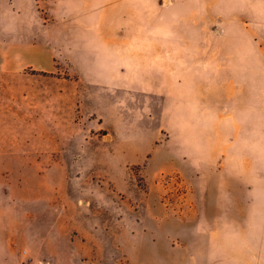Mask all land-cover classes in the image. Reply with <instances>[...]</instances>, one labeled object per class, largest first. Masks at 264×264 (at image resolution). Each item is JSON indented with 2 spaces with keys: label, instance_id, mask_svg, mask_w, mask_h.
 Returning a JSON list of instances; mask_svg holds the SVG:
<instances>
[{
  "label": "rangeland",
  "instance_id": "374dc122",
  "mask_svg": "<svg viewBox=\"0 0 264 264\" xmlns=\"http://www.w3.org/2000/svg\"><path fill=\"white\" fill-rule=\"evenodd\" d=\"M118 1L119 16L103 19L118 44L98 53L103 59L126 57V28H135L133 59L141 65L108 69L122 79L91 80L82 57L75 66L81 77L60 65L50 77L31 81L29 75L35 72L27 69L19 80L1 87L0 109L5 110L7 129L0 132V139L6 153L21 141L22 154L38 159L5 164V186L28 192L21 195L29 209L26 213L43 223L108 218L107 208L114 199L119 219L207 218L216 213L264 218V210L209 211L213 202H249L246 189L253 181L260 191L255 200L264 204V78L256 91L249 83L244 90L235 84L230 91L235 88L234 97L231 93L223 104L221 97L209 102V86L221 90V84L209 82V59L230 62L237 53L232 46L240 42L245 45L240 53L247 60H264V0H149V6L135 2L134 10H148L149 18L134 19L121 18L130 9V0ZM106 10L109 7L102 9ZM145 27L150 28V44L143 47L148 39L141 34ZM163 59L168 65H153ZM209 103L221 107L214 117L224 129L228 162L219 181L209 176V147L220 142L211 135L216 125L209 122L213 117ZM244 122L249 130L234 132L233 126ZM14 124L21 129L14 130ZM134 130L141 132L142 148L150 144L143 161L111 160L108 141L113 134V144L120 149L122 142L133 139ZM165 139L170 142L164 143ZM152 154L179 155L183 161L150 162L147 180L145 168ZM254 173L261 179H250ZM218 185L224 190L219 196ZM32 190L36 195L29 194ZM45 230L40 227L39 238L47 237Z\"/></svg>",
  "mask_w": 264,
  "mask_h": 264
},
{
  "label": "crops",
  "instance_id": "0c3cea01",
  "mask_svg": "<svg viewBox=\"0 0 264 264\" xmlns=\"http://www.w3.org/2000/svg\"><path fill=\"white\" fill-rule=\"evenodd\" d=\"M118 2L45 0L43 5H39L37 0H0V90L4 84L19 80L27 69L35 72L29 75L31 81L50 77L60 65L72 68L81 77L75 66L79 65L82 57L89 69V77L95 82H117L122 79L115 70L108 71L111 67L132 68L141 65L133 59V52L137 49L133 38L135 28H126V39L123 40L126 57L103 59L98 53L112 50L113 45L118 44V39L115 41L110 31L112 29L107 31L103 22V19L119 16ZM135 2H146L149 6V0H130L127 2L130 9L123 12L121 18H149L148 10H134ZM107 7L109 10L103 12L102 9ZM141 7L145 8L143 5ZM141 31L144 32L141 34L148 36L144 47L150 44V28L145 27ZM243 47L245 45L240 42L232 46L237 53L230 62L209 59V82L221 84V90H215L214 85L209 86V102L221 97L223 104L231 93L234 97L236 92L235 88L230 92L231 85L235 87L237 84L238 89L244 90L245 84L249 83L254 91L260 89L258 84L264 78V60H247L245 54L240 53ZM147 64L150 66L151 60ZM153 65L166 66L168 63L163 59ZM240 90L237 92L238 98ZM220 111L221 107L219 109L209 103V116H213L209 117V122L212 121L214 127L216 125L211 135L220 140L219 144L209 147V176H215L217 181L224 178L228 162L222 143L223 124L219 126L214 117ZM5 115V110L0 109V132L7 129ZM250 127L244 122L234 125L233 130L248 131ZM13 129L19 130L21 127L14 124ZM252 129L256 130L255 127ZM139 137L141 132L138 135L134 130L133 139L122 142L121 148L117 149L113 144V134L108 141L113 150L111 160L119 164L141 163L150 144L148 148H142ZM163 141L170 142L166 139ZM21 147V141L15 142L14 151L7 154L5 142L0 139V264H264V218L259 214L257 217L255 214L253 217H217L216 213L207 218L119 219L116 217L118 206L114 199L109 202V217L105 219L39 222L37 217L26 213L29 209L21 195L28 192L5 186V164L38 160L35 154L23 155ZM127 152L129 155H122ZM173 160L183 161L179 155L152 154L145 168L147 180L152 173L150 162L164 164ZM250 179L260 180L261 177L254 173ZM251 185L246 189L249 202H213L209 204V211H263L264 204L255 200L256 195H260L259 184L253 181ZM217 188V196L224 193L222 186L218 185ZM100 192L98 190L96 194ZM242 193L246 195L244 191ZM29 194L36 195V192L32 190ZM88 204H91V200ZM40 227L46 228L45 239L39 238Z\"/></svg>",
  "mask_w": 264,
  "mask_h": 264
}]
</instances>
